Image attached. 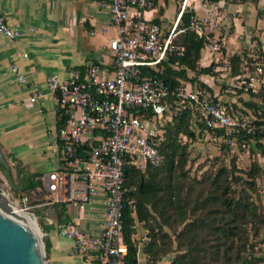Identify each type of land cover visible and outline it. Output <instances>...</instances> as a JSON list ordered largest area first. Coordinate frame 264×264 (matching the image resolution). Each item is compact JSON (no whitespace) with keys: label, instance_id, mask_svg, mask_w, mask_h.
Instances as JSON below:
<instances>
[{"label":"built area","instance_id":"built-area-1","mask_svg":"<svg viewBox=\"0 0 264 264\" xmlns=\"http://www.w3.org/2000/svg\"><path fill=\"white\" fill-rule=\"evenodd\" d=\"M153 3L154 0H108L115 28L108 43L113 65L111 73L99 62L87 60L83 73L75 69L66 77L55 73L46 77L59 119L56 146L60 153V165L44 177L46 189L55 192L58 200L78 205L98 191L104 194L98 232H86L69 219L57 221L55 228L58 234L70 239L71 251L88 257L93 264H126L132 253L122 236L123 165L135 160L142 167L147 163H160L162 154L155 141L160 137L159 123L171 101L190 106L194 122L198 118L208 128H222L224 138L231 145L238 140L241 131L251 133L262 125L247 114L236 113L204 82L183 79L169 85L162 79L139 76L140 65L155 64L170 51L181 53L184 50V45L174 42V38L186 27L204 35L208 40L205 45L211 52L221 46L218 39L207 35L203 20L194 14L187 26H181L179 12L168 29L146 19L139 10ZM209 16L204 22L208 21L213 27L217 19ZM20 33L7 23L0 7V35L11 39ZM11 68L19 80H24L15 63ZM41 96L42 92L34 89L29 99ZM131 106L148 109L152 115L148 118L133 114ZM240 144L244 146L246 141L241 140ZM79 148L86 151L84 158L72 156ZM50 202V197L33 202L27 193L18 198L20 208L29 210L35 219L33 208ZM136 237L144 239L145 231ZM42 255L43 264H54L45 258V252ZM135 257L137 264H153L146 257H140L139 247Z\"/></svg>","mask_w":264,"mask_h":264},{"label":"crops","instance_id":"crops-1","mask_svg":"<svg viewBox=\"0 0 264 264\" xmlns=\"http://www.w3.org/2000/svg\"><path fill=\"white\" fill-rule=\"evenodd\" d=\"M241 3L217 0L216 5H208L202 0H154L152 6L139 12L168 29L179 12L185 7L191 8L203 20L205 29L212 30L215 35L221 34L222 46L229 54L236 49V35L259 26L258 22L255 24L259 19L248 15L247 11L245 14L242 11L229 14L232 9L238 10ZM247 3L252 4L249 0L242 4ZM0 7L7 23L21 31L11 39L0 35V148L9 165L7 173L3 170L4 176L13 191L27 193L34 201L52 198V202L34 209L40 218L43 237L48 242L44 249L48 261L54 264H93L88 257L71 251L70 239L57 233L55 223L69 219L86 232H98L104 194L98 191L78 205L58 200L55 192L45 189V175L60 165L56 146L57 109L46 86V77L51 73L66 77L75 69L83 73L87 60L99 62L111 73L113 65L108 43L115 28L111 23L108 0H0ZM214 7L218 12L215 14L217 26L212 27L204 22V18L208 17L205 8L213 11ZM131 11L136 12L135 9ZM209 17L215 18L211 14ZM214 56H217L216 51L203 47L199 63L206 65ZM13 63L24 80L17 78L11 68ZM188 73L192 72L189 70ZM211 78L208 73L198 74L199 80L213 88ZM34 89L41 91L42 96L30 100ZM211 90L225 102L221 93ZM245 93L242 92L243 97ZM230 100L237 102L232 96ZM18 167L22 169L20 172ZM31 173L36 175L29 178ZM36 179L41 181L40 185L22 189L30 180ZM142 231L137 223V232ZM140 257H145L141 250ZM162 259L156 264H161Z\"/></svg>","mask_w":264,"mask_h":264},{"label":"trees","instance_id":"trees-1","mask_svg":"<svg viewBox=\"0 0 264 264\" xmlns=\"http://www.w3.org/2000/svg\"><path fill=\"white\" fill-rule=\"evenodd\" d=\"M192 14L193 9L185 7L180 13L179 24L187 26ZM204 40L203 35L186 27L174 38V42L184 45V50L181 53L170 51L166 58L155 64L140 65L139 76L162 79L169 85L183 79L201 81L198 74H211L214 64L213 61L206 65L199 63L201 49L206 47ZM230 61L231 73L240 72V56L233 53ZM189 70L193 71L192 75ZM243 102L248 107L257 106L255 101ZM130 110L139 116L149 118L152 115L148 109L131 106ZM194 117L190 106L171 101L159 123L160 137L155 141L162 154L160 163H147L142 167L135 160L123 165L122 236L132 250L126 264H137L135 252L138 247L153 264L169 252L172 255L167 264L264 262V253L256 252L257 242L252 239L264 229V209L251 195L259 166L252 163L243 170V176L236 173L241 169L236 167L232 157L231 166L223 163L199 175L190 174L185 168L188 141L204 129L225 137L222 128H208L201 119L196 118L194 122ZM254 122L262 125L251 133L241 131L238 141L245 140L247 144L253 139L256 145L262 146L264 120L254 118ZM86 155V151L79 148L72 156L84 158ZM21 170L18 167V171ZM40 184L39 179L30 180L22 189ZM14 192L18 193V190ZM137 223L145 231L142 240L136 237ZM43 242L46 250L48 242L44 237Z\"/></svg>","mask_w":264,"mask_h":264},{"label":"rangeland","instance_id":"rangeland-1","mask_svg":"<svg viewBox=\"0 0 264 264\" xmlns=\"http://www.w3.org/2000/svg\"><path fill=\"white\" fill-rule=\"evenodd\" d=\"M217 0H202L204 4L216 5ZM231 3H244L245 0H226ZM249 3L243 5L241 3L238 10L232 9L229 14L235 15L239 11L245 12L255 16L258 21L255 20V24L258 22L259 26L247 31V33H242L236 35V49L233 52L226 54L224 47L222 46L221 34L215 35L212 30L204 28L205 24H202L204 31L213 39H218L220 41V48L217 52V56H214L213 61V72L212 75L213 82L210 81L213 90H217L226 98L225 102L230 104L236 113L247 114L251 118H256L264 120V0H249ZM236 8V7H235ZM217 9L214 7L212 9L205 8V12L208 15H214L216 18ZM216 14V15H215ZM195 15V14H194ZM197 16V15H196ZM217 19V18H216ZM206 23H209L206 21ZM217 26L214 25L213 27ZM204 36V35H203ZM204 42L208 41L204 36ZM233 53H237L240 56L239 69L240 72L232 74L231 73V61L230 57ZM221 54L223 56H221ZM211 62V61H210ZM260 67V69L258 68ZM193 72V71H191ZM192 75V73H190ZM206 84V82H205ZM208 85V84H207ZM242 92H246L242 96ZM252 92H257L255 95ZM236 98L237 102L231 101L230 97ZM244 100H251L257 103V106L248 107L244 105ZM251 114V115H250ZM184 139V137H182ZM251 142V143H250ZM261 145H256L254 140L251 139L244 146L240 144V141L236 140L234 145H231L224 137H218L212 131L204 129L197 136L188 141L187 150V160L185 168L190 174H201L205 170H209L219 165L225 163L231 166V158L234 157L235 164L237 168H240V173L245 176L244 169H248L252 163H256L259 166V172L255 176V187L251 190V195L257 202L258 206L264 209V136L260 139ZM225 143V144H223ZM4 169H1L3 173ZM5 178V176H4ZM7 181V179L5 178ZM8 183V181H7ZM9 185V183H8ZM10 186V185H9ZM11 188V187H10ZM12 190V189H11ZM13 191V190H12ZM50 193V192H48ZM13 194L18 202L20 193L14 192ZM21 207V203H18ZM35 208H33L34 210ZM36 221L39 228L42 231L40 218L36 214ZM264 229L260 234L252 239L257 242L255 249L258 254L264 253ZM43 240V234H41ZM44 248V244H43ZM172 252L164 255L161 264L169 261V257ZM161 260V259H160ZM261 264H264L262 262Z\"/></svg>","mask_w":264,"mask_h":264},{"label":"water","instance_id":"water-1","mask_svg":"<svg viewBox=\"0 0 264 264\" xmlns=\"http://www.w3.org/2000/svg\"><path fill=\"white\" fill-rule=\"evenodd\" d=\"M1 167L7 173L9 165L0 148V264H43L41 235L29 210L20 211Z\"/></svg>","mask_w":264,"mask_h":264},{"label":"bare ground","instance_id":"bare-ground-1","mask_svg":"<svg viewBox=\"0 0 264 264\" xmlns=\"http://www.w3.org/2000/svg\"><path fill=\"white\" fill-rule=\"evenodd\" d=\"M19 208H20V207H19ZM20 211H25V210H23V209L20 208ZM31 217H32L33 222H34V224H35V227H36V229H37L38 235L40 236V235H41V229L39 228L36 219H35L33 216H31ZM40 245H41V244H40ZM43 252H44V251H43L42 248H41V253L43 254Z\"/></svg>","mask_w":264,"mask_h":264}]
</instances>
